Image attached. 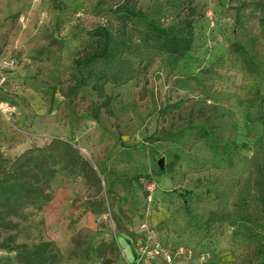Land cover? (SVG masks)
Wrapping results in <instances>:
<instances>
[{"label":"rangeland","instance_id":"obj_1","mask_svg":"<svg viewBox=\"0 0 264 264\" xmlns=\"http://www.w3.org/2000/svg\"><path fill=\"white\" fill-rule=\"evenodd\" d=\"M122 1L0 0L7 168L55 139L88 164L58 165L50 201L23 207L0 246L52 242L55 264H264V0H140L141 29L173 26L192 2L194 47L107 85L114 116L96 121L90 88L67 95L72 61ZM202 126L213 134L198 140ZM15 263L0 247V264Z\"/></svg>","mask_w":264,"mask_h":264},{"label":"trees","instance_id":"obj_2","mask_svg":"<svg viewBox=\"0 0 264 264\" xmlns=\"http://www.w3.org/2000/svg\"><path fill=\"white\" fill-rule=\"evenodd\" d=\"M139 3L140 0H123L111 5L112 19L90 33L91 42L72 61L78 73L69 79L67 95L77 98L80 90L90 88L98 102L91 104L88 114L96 121L101 114L114 116L113 97L106 92L107 85L133 80L159 55L181 59L194 47L197 13L192 2L173 26L165 27L158 20L148 19L142 29L137 24L147 16L138 7ZM232 47L236 52L244 49L238 43ZM212 134L206 127H198L197 139L203 140ZM60 164L71 171L85 170L88 165L81 153L62 139L53 140L40 154L28 158L15 170L7 168V159L0 153V228L12 229V218L18 217L26 205L41 208L50 201V193L44 186ZM132 181L139 183L140 178ZM218 217L217 213H211L208 221L217 222ZM0 247L16 252L15 264H55L60 257L55 245L47 241L31 249L9 243Z\"/></svg>","mask_w":264,"mask_h":264},{"label":"water","instance_id":"obj_3","mask_svg":"<svg viewBox=\"0 0 264 264\" xmlns=\"http://www.w3.org/2000/svg\"><path fill=\"white\" fill-rule=\"evenodd\" d=\"M159 164H160L161 168H163V162L160 161Z\"/></svg>","mask_w":264,"mask_h":264}]
</instances>
